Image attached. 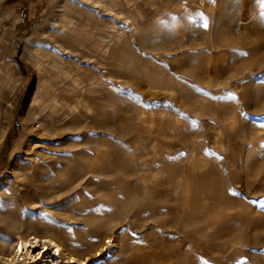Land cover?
<instances>
[{"label": "rangeland", "instance_id": "1", "mask_svg": "<svg viewBox=\"0 0 264 264\" xmlns=\"http://www.w3.org/2000/svg\"><path fill=\"white\" fill-rule=\"evenodd\" d=\"M0 256L264 264V0H0Z\"/></svg>", "mask_w": 264, "mask_h": 264}, {"label": "bare ground", "instance_id": "2", "mask_svg": "<svg viewBox=\"0 0 264 264\" xmlns=\"http://www.w3.org/2000/svg\"><path fill=\"white\" fill-rule=\"evenodd\" d=\"M39 240L36 237H30L29 239H19L15 245V247H13V254L12 256H16L17 253L22 254L24 252H28V251H34L32 248L34 247V243H37ZM41 244V251H39L38 253H36V257L37 259L39 258H44L48 253H49V245L54 244L56 246V250L54 251V256H59V249L58 246L50 239L44 238L43 240H41L40 242ZM57 256V257H58ZM1 257V256H0ZM10 259V258H9ZM44 262V261H43ZM41 263V264H45V263Z\"/></svg>", "mask_w": 264, "mask_h": 264}, {"label": "built area", "instance_id": "3", "mask_svg": "<svg viewBox=\"0 0 264 264\" xmlns=\"http://www.w3.org/2000/svg\"><path fill=\"white\" fill-rule=\"evenodd\" d=\"M196 3H201L202 1H206V0H194ZM14 264H17V262H15Z\"/></svg>", "mask_w": 264, "mask_h": 264}, {"label": "trees", "instance_id": "4", "mask_svg": "<svg viewBox=\"0 0 264 264\" xmlns=\"http://www.w3.org/2000/svg\"><path fill=\"white\" fill-rule=\"evenodd\" d=\"M9 139H10V138H7V139H6V142H8V141H9ZM7 149H10V148H9V146L7 147Z\"/></svg>", "mask_w": 264, "mask_h": 264}]
</instances>
